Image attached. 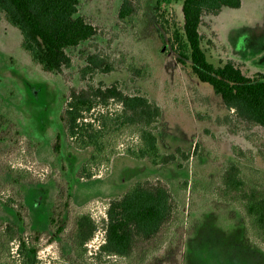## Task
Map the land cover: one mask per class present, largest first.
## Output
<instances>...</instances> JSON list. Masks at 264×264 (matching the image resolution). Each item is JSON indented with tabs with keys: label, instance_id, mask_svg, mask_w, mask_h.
<instances>
[{
	"label": "rangeland",
	"instance_id": "1",
	"mask_svg": "<svg viewBox=\"0 0 264 264\" xmlns=\"http://www.w3.org/2000/svg\"><path fill=\"white\" fill-rule=\"evenodd\" d=\"M184 1L133 0L138 16L134 23H124L119 19L123 0H80V12L93 22L97 36L70 53L72 66L61 75L49 74L33 62L22 47L21 31L0 13V220L16 225L28 237L37 229L49 232V214L60 200V192L71 196L68 228L52 242L46 233L42 236L39 264H73L65 259L71 253L66 236L82 214H90L98 223L96 236L88 244L89 254L95 253L104 238L103 219L110 200L149 177L172 185L187 206L188 220L180 229L177 250L166 248L167 243L148 264H264V245L246 233L241 211L210 196L223 169L234 158L233 147L248 150L252 146L229 127L218 125L217 119L229 112L213 88L199 82L191 64H178L174 51L162 49L160 32L167 38L166 27L174 22L183 25ZM200 32L214 65L232 61L248 77L264 74V0H242L237 9L223 8L218 16L204 19ZM92 55L102 62L90 65L83 74ZM89 84H117L127 94L140 93L154 100L163 109L159 132L162 152L180 149L190 154L189 159L178 155L175 164L160 169L132 160L125 152L137 138L126 132L117 138L110 165L96 166L93 178H81L90 150H79L68 141L61 115L65 97ZM120 108L113 104L107 110L114 113ZM102 111L98 107L94 113ZM257 131L264 141V131ZM253 150L255 161H239V167L247 181L264 186V164ZM9 168L40 183L26 185L11 180L6 173ZM184 181L188 185L184 186ZM23 186L30 209L24 212L26 230L15 210L4 204ZM10 247L11 255L1 245L0 264L19 262L16 243ZM167 250L171 251L169 256L159 259ZM111 262L125 264L118 258Z\"/></svg>",
	"mask_w": 264,
	"mask_h": 264
},
{
	"label": "trees",
	"instance_id": "2",
	"mask_svg": "<svg viewBox=\"0 0 264 264\" xmlns=\"http://www.w3.org/2000/svg\"><path fill=\"white\" fill-rule=\"evenodd\" d=\"M80 5V0H0V13L9 25L21 31L22 47L33 62L49 74L61 75L72 66L70 53L97 36L93 22L81 14ZM240 6L242 0H185L181 10L183 25L170 23L169 28H165L169 36L166 38L161 32L159 36L164 43L162 49L174 51L178 64L190 63L199 82L210 85L223 100L229 113L217 119L218 125L227 126L241 135L256 149L264 164V141L257 131H264V74L248 77L232 61L214 65L208 59L200 32L207 16L216 17L223 8ZM137 16L133 0H123L120 21L134 23ZM97 59L93 55L88 57L91 63L83 69V74L91 69L90 65L100 64L101 60ZM113 104L120 106V110L108 111ZM98 107L105 111L94 113ZM162 111L161 106L146 95L127 94L117 84L98 87L89 84L67 95L61 115L63 130L73 147L90 150L80 177L93 178L96 166H109L110 158L116 152L117 138L126 132L137 138V143L125 152L132 160L146 161L158 169L175 164L178 155L188 160L190 154L180 149L175 153L162 152L159 143ZM252 148L233 147L234 158L223 169L210 196L236 206L244 215L246 233L264 245V186L247 181L239 167V161H255ZM6 173L20 184L40 183L26 174L21 177L15 169L9 168ZM186 185L188 181H184ZM25 189L23 186L21 190H14V196L4 204L15 210L26 230L27 215L24 212L30 209L24 201ZM64 193L60 192L61 198L49 214L50 231L45 232L49 242L63 236L68 228L71 196L66 197ZM186 208L168 181L150 177L140 180L123 195L110 200L107 216L103 219L104 238L92 255L88 244L96 236L98 223L90 214L75 218L71 233L66 236L71 253L65 259L73 264H113L111 259L114 258L125 260V264H148L167 243L166 248L172 247L173 252L177 250L180 229L188 220ZM18 229L16 225L0 220V247L2 245L3 251L11 255L10 245L15 242L19 262L14 260L13 264H39L38 242L45 233L37 229L28 237ZM167 252L159 259L168 257L170 252Z\"/></svg>",
	"mask_w": 264,
	"mask_h": 264
}]
</instances>
